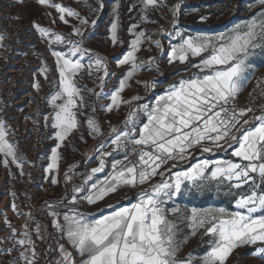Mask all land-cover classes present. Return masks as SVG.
Wrapping results in <instances>:
<instances>
[{"label": "snow or ice", "instance_id": "1", "mask_svg": "<svg viewBox=\"0 0 264 264\" xmlns=\"http://www.w3.org/2000/svg\"><path fill=\"white\" fill-rule=\"evenodd\" d=\"M40 5L54 8L59 14V20L65 24L69 21L66 17H76L81 27L73 25V32L83 37L82 27L89 21L80 16L76 10L53 3L52 0H37ZM160 0H142L143 9L146 11L150 6L157 7ZM264 8V0H260ZM118 8L113 9L114 19L110 23L111 42L117 44L118 38ZM176 6L173 8V23L175 21ZM144 19H147L145 16ZM203 19V18H202ZM52 23H56L55 20ZM94 26L95 20L91 21ZM42 37L52 36L51 43L63 44L65 36L53 32L37 23L33 25ZM135 30V26L129 31ZM135 39L131 42V50L118 60V65L130 64L127 75L120 80L119 87L109 97L110 103L106 109L111 112L118 109L121 104H130L124 100L121 93L128 86V80L136 70L148 66L150 69L155 65V58L149 57L147 61L137 63L136 53L145 39V32H134ZM176 36L181 37L179 31ZM0 35V40H3ZM151 40V37H148ZM182 42L173 45L168 55V63H188L190 57H200L198 64L191 65L198 69L191 78L180 79L177 83L169 85L155 102L139 105L131 109L123 121L126 130H119L115 126L111 128V143L117 149L131 144L133 152L138 155V162L132 164L127 161H114L112 172L103 181L93 183L88 190V195L83 199L89 204L103 200L106 196L117 192L120 188L137 184L143 185L157 174L162 165L169 160H184L189 149L201 146L204 152H211L213 148L223 149L225 145L232 147L238 145L232 151L234 157L240 162L231 160H218L214 162L211 171L212 179H226L231 189H240L244 185L251 184L246 194H241L235 199L236 211H228L224 208L197 210L191 213V234L203 228L204 235L209 236L207 241L209 250L202 257L200 264H226L230 254L238 247L244 245H257L251 255L260 256L264 259V105H261V114L254 115L251 119L242 117L252 112V107H237L235 99L241 91L242 84L246 79V72L250 68L249 60L256 49L264 48V10L260 15L254 16L243 25H236L231 32L221 33L217 36L196 35L181 37ZM69 47L67 53L52 51L55 57L56 70L59 72V90L50 97V103L54 108L55 115L52 127L56 129L55 139L58 141L52 149L50 163L46 172L59 169L60 154L57 151L78 127L77 114L74 111L79 106L83 107L84 97L81 89L77 87L74 77L85 68L81 59H72L79 55L85 56L90 50L82 48L83 40L67 41ZM157 48H161L159 40L154 41ZM207 54V55H203ZM95 68L103 70V76L99 77L104 86V77L108 76L107 64L104 58L96 55L87 64L89 74ZM158 71V66H156ZM47 79V66L40 69ZM147 86V82H144ZM39 90V83L33 85ZM88 91H93L89 89ZM100 97L101 93H94ZM264 96V90L260 93ZM133 100L140 99L132 97ZM57 101H62L57 103ZM146 115V122L139 127L135 126L140 113ZM47 119V118H46ZM88 128L92 133L100 134L98 123L91 117L87 120ZM131 126V127H129ZM4 121L0 120V153L11 157L13 163H17V156L12 144L7 140ZM210 142L211 146H203V142ZM103 144L100 145L102 149ZM99 166L91 169L87 174L85 183L92 179L96 173L104 170V159L111 155L109 152H101ZM5 166L8 160L3 161ZM209 161L203 160L184 172L174 174L175 180L170 183L162 180L158 184H152L148 189L138 192L137 201L128 206L120 207L99 219L89 220L84 214L76 209H70L63 215L64 224L58 219V213L51 210L49 215L53 217V226L63 233L67 241L80 256V264H192L191 257L178 260L177 252L179 245L176 243V226L169 221L161 208L162 197L171 199L179 193L185 180L196 183L204 177L205 169ZM17 166L20 167L19 163ZM175 167V164H173ZM255 174V175H254ZM257 177L259 183H257ZM65 178L69 179L67 173ZM52 184L57 180L53 177ZM83 186L73 188L72 203H76V193L82 192ZM13 210L16 205H12ZM52 209L51 205H48ZM30 216V214H29ZM5 224L11 229L13 238L15 229L5 217ZM26 229L22 238L15 239L13 247L19 245L23 248L20 257L25 264H35V244ZM40 226L36 232L39 234ZM42 238V237H41ZM12 249H8L11 251ZM60 259L56 264H75L72 252L68 251L63 244L59 245ZM31 256V258H29Z\"/></svg>", "mask_w": 264, "mask_h": 264}, {"label": "rangeland", "instance_id": "2", "mask_svg": "<svg viewBox=\"0 0 264 264\" xmlns=\"http://www.w3.org/2000/svg\"><path fill=\"white\" fill-rule=\"evenodd\" d=\"M52 2L76 10L81 17L89 21L82 27L83 37L73 32V25L81 27L76 17H66L69 23L65 24L59 20V14L54 8L40 5L37 0H0V35L4 37L0 40V120L4 121L6 138L13 145L17 163L20 165L18 167L17 163L12 162L11 157L0 153V264H25V260L20 257L23 248L13 245L15 239L22 238L26 222L27 231L35 244V259H39V264H48L56 253V234L60 239L63 237L62 232L53 230V217L49 212L55 210L62 224V214L75 208L69 193L72 172L83 160L94 157L111 143V139L114 138L111 135L113 126L119 130H126L123 121L127 113L134 108L133 103L143 100L146 95L151 96L160 83L168 80L171 70L178 61L169 64L167 53L173 45L182 42L181 37L227 34L236 25L249 22L264 10L260 0H160L157 7L150 6L146 11H142V0H52ZM117 2L120 42L113 45L110 23L114 19L113 9ZM174 6L176 23H173ZM145 16L147 19H144ZM53 20L56 23H52ZM92 20L96 21L94 26L91 24ZM34 23L62 34L66 38L65 42L51 43V34L42 37L33 26ZM133 26L134 32H145V39L136 53L137 63L154 57L155 65L151 69L145 66L136 70L135 75L128 80V86L121 93L123 99L131 103L121 104L118 109L114 108L109 112L106 109V105L111 102L109 97L131 68L130 64L118 65V60L131 50V42L136 38L134 32L129 31ZM177 31L181 33V37L176 36ZM148 37H151V40ZM69 39L83 40L82 48L90 50L83 57L79 55L72 57L81 59L85 65V68L74 77L84 97V104L80 107L77 100L78 107L74 111L77 114L78 127L57 149L60 154L59 169L46 172L52 149L58 143L54 137L56 129L52 127L55 111L49 102L51 95L59 90V72L56 70L52 51L67 53ZM156 40L160 41L161 48L156 47L154 43ZM96 55L105 59L109 73L104 77L103 88L100 87L99 79L103 76V70L98 72L93 68L89 74L87 69L90 59H94ZM249 64L250 68L245 74L246 79L241 88L243 92L250 89L258 80L264 79V48L255 50ZM45 66L48 68L47 79L40 72ZM37 82L40 85L39 90L33 86ZM144 82H147V86ZM89 89L93 91H88ZM94 93L101 95L97 97ZM134 96L140 99L133 100ZM260 113L261 107L257 112H249L246 116L251 119ZM89 117L98 123L99 135L92 133L88 128L86 122ZM101 144L104 145L102 149ZM128 145L119 148L122 150L120 153H123ZM237 146L233 145V150ZM236 158L233 161L240 162L239 158ZM5 159L8 160L7 166L3 163ZM65 173L69 179L65 178ZM53 177L57 180L56 184L51 183ZM230 183L235 181L212 179L206 175L195 184L184 183L179 193L171 199H166L168 206L166 218L175 224L177 229L178 260L190 256L192 264H200L202 257L209 250L207 241L210 237L204 235L203 228L197 230L195 235L191 234L193 209L238 210L235 200L232 199L248 193L251 184L230 190ZM13 204L16 205L15 210ZM48 205H51L52 209ZM260 214H264V210ZM5 217L16 230L13 238H10L12 232L5 224ZM37 225L41 229L39 234L36 232ZM258 246L259 242L257 245L236 248L228 257L226 264H264V259L260 256L251 255Z\"/></svg>", "mask_w": 264, "mask_h": 264}, {"label": "crops", "instance_id": "3", "mask_svg": "<svg viewBox=\"0 0 264 264\" xmlns=\"http://www.w3.org/2000/svg\"><path fill=\"white\" fill-rule=\"evenodd\" d=\"M200 59H201L200 57H193L189 60L188 63L182 64L180 62H177L175 64L174 69L171 70V74L168 77V80L160 83L157 86L155 93L152 94L151 96L146 95L143 100L137 103H133L134 108H138L139 105H142V104H148L149 106H151L155 102L156 98L162 95L165 89L169 85L177 83L182 78L183 79L191 78L193 73L198 72V69L195 67H192L191 65L198 64ZM242 93H243V90L241 89L237 97H239ZM261 105H264V103ZM261 105H259L258 108H260ZM252 112H255V110ZM246 115L247 113L245 114L244 117H242L241 123L243 122V120L249 119V117ZM146 119L147 118L144 113L141 112L138 115L136 119V124H135L137 131L139 127L142 126L144 122H146ZM203 146H211V144L210 142L205 141L203 142ZM120 151L122 150L117 149L116 146L111 143L108 144L106 147H104V149L101 152L111 153V155L107 157H103L104 163H105L104 170L92 176V179L87 181V183H85V178L87 174L91 172L92 168L99 166L100 159H101V154H100L101 152L96 154L94 157L90 159L86 158L85 160H83L80 163V166L77 167V169H75L70 176L71 191L69 193L71 194V198L74 195L73 188L75 186H83V189H84L82 192L75 194L76 203H73L75 207L74 209H76L79 213L84 214L85 217L89 220L99 219L102 215H107L113 211L118 210L120 207H125V206L130 205L131 203H135L137 201L136 194L138 192L144 189H148L150 185L158 184L162 180H168L170 183H172L175 180V176H174L175 173L187 171L203 160H207L210 162L208 168L205 169L204 176L208 175L211 177V171L215 167L214 165L215 161H218V160L233 161L236 158V157L234 158L232 155L233 146L228 147L227 145H225V147L222 150L213 148V151L211 152H204L201 146H196L188 150L184 160H179V159L175 161L169 160L166 164L162 165L161 168L158 170V172H163L164 173L163 176L157 174L156 176L152 177L150 181H148L147 183L143 185L137 184L135 187H131V186L122 187L117 192L106 196L101 201H98L94 204L87 203V201L84 200L83 197L88 195V190L91 188V185L93 183L103 181L105 177L109 176V174L112 172V164L114 161H125L126 149L124 150L123 153H120ZM129 161L130 160L127 158V161L125 162L127 163ZM131 163L136 164L133 162ZM173 164H175V167H173ZM201 179H198L196 182L200 181ZM187 182L192 183L190 181L185 180L183 184ZM166 199L167 197H162V204L160 205L165 213V216H167L168 214V211H167L168 206L165 202ZM64 213L61 216L62 224H64V220H63ZM69 214H71V212H69ZM53 230L57 231L55 227L53 228ZM56 239H57V241H55L56 253L52 256L50 261H48V264H56V262L60 259L61 254L59 251V245L61 244H63L64 247L68 251L72 252L73 257L75 259V264H80L81 258L79 254L71 246V244L67 241L66 237L63 235V237L60 239L56 234ZM35 264H39V259H35Z\"/></svg>", "mask_w": 264, "mask_h": 264}, {"label": "built area", "instance_id": "4", "mask_svg": "<svg viewBox=\"0 0 264 264\" xmlns=\"http://www.w3.org/2000/svg\"><path fill=\"white\" fill-rule=\"evenodd\" d=\"M264 90V79L258 80L250 89L244 91L239 97L235 99V105L237 107H252L253 111L258 108L259 105L264 103V96H261V91ZM127 158L133 162H138L137 153L133 152V146L129 144L126 148Z\"/></svg>", "mask_w": 264, "mask_h": 264}, {"label": "trees", "instance_id": "5", "mask_svg": "<svg viewBox=\"0 0 264 264\" xmlns=\"http://www.w3.org/2000/svg\"><path fill=\"white\" fill-rule=\"evenodd\" d=\"M259 110V108H257L255 111L257 112ZM235 200V197H233L232 201Z\"/></svg>", "mask_w": 264, "mask_h": 264}]
</instances>
